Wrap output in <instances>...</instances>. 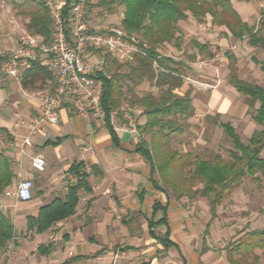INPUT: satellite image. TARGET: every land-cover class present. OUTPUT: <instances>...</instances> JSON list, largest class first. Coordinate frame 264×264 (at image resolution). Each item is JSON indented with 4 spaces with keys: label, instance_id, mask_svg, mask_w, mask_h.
Instances as JSON below:
<instances>
[{
    "label": "crops",
    "instance_id": "0c3cea01",
    "mask_svg": "<svg viewBox=\"0 0 264 264\" xmlns=\"http://www.w3.org/2000/svg\"><path fill=\"white\" fill-rule=\"evenodd\" d=\"M64 1L60 0L61 3ZM237 12L250 27L258 25L259 22L251 25L239 10ZM263 13L264 7L261 17ZM110 18H114V15H110ZM123 18L124 13L122 21ZM190 21L189 16L179 24ZM222 31L223 38L219 45L225 47L233 36L227 28ZM244 40H247L245 47L257 49L249 45L247 37L238 41ZM12 43L13 39L6 45L5 40L0 39V56L6 55L1 53L3 47L8 51L12 49ZM174 47L176 51L179 50L176 45ZM98 57L94 54L90 59L95 62ZM257 60L252 58L259 65ZM258 61L263 62L264 59ZM227 68L229 71V61ZM259 69L258 86L264 88L261 65ZM229 72L225 77L229 78ZM193 106L197 115L200 108L195 101ZM217 109L222 118H228L222 123H231L239 134L234 118H245L247 109L241 104L234 105V100L216 93L202 111L213 113ZM38 113L39 105L33 89L25 88L22 82L3 75L0 70V129L5 131L0 135V152L11 159L16 176L12 186L16 180L30 179L34 182L33 192L36 194V198L29 202L11 205L6 195L11 186L7 187L0 197V209L15 226L14 239L24 231L35 232V243L39 245L32 257V264H41L36 260L39 256L51 262L43 264H65L76 258L71 264H96V260L101 261L111 251L127 255L125 261L119 260L117 264H229L226 251L229 244H222L230 235L229 228L220 218H213L211 205H207L205 200L184 202L156 188L154 181L157 180L150 162L137 152L141 142L137 134L127 129L118 131L116 143L106 124L95 118L80 117L70 108L59 111L58 124H46L32 134L29 126ZM144 122L145 118L142 117L139 125ZM246 126L251 131L247 141L256 130L263 128L256 122L252 127ZM25 137L31 138V145L24 144ZM38 156L46 160L44 172L32 167L33 159ZM74 191L76 205L73 215L54 222L44 233H38L37 228L28 230V217L37 218L43 208L57 200L61 201V206H69L68 203L73 202ZM157 203L160 207L155 209ZM23 204H27V208L21 206ZM263 210L260 209L254 220H248L252 221V229L247 232L264 229ZM199 211H202L200 216ZM165 217L167 221L162 223ZM59 228L64 237L63 248L70 251L66 258L59 251L57 254L51 252L53 241H49V234ZM167 233L174 245L164 251L158 237ZM112 243L114 246L110 251L107 246ZM42 246L44 252L40 251ZM53 255L64 261L55 263ZM259 261H262V257ZM98 263L105 264L104 260Z\"/></svg>",
    "mask_w": 264,
    "mask_h": 264
},
{
    "label": "trees",
    "instance_id": "16d2710c",
    "mask_svg": "<svg viewBox=\"0 0 264 264\" xmlns=\"http://www.w3.org/2000/svg\"><path fill=\"white\" fill-rule=\"evenodd\" d=\"M70 0H68L69 2ZM251 2L253 0H245ZM109 12L115 6L124 7L122 26L129 35H139L142 42L148 44L147 56L135 54L134 60L121 63L108 56V62L115 68L110 78L101 76L104 82L103 106L106 110V126L114 141L118 143L116 130L110 122L111 111L121 108L124 101L132 106L143 109L142 117L145 122L138 126L143 135L150 136V144L142 140L137 147L151 164L154 175L161 177V185L154 181L157 189L166 193L168 188L179 198L187 197L194 200L199 195L211 200L213 218L217 216V208L230 196L233 191L242 186L246 177L257 178L264 172V88L251 84L240 78L237 58L233 54L229 59V83L241 94L248 97L251 106L259 103L254 120L263 128L256 130L248 143H245L231 123H220L226 135L231 139L234 150L232 160L228 162L220 154H214L205 160L191 152H180L172 147V137L182 133L183 126L180 118H190L195 114V108L190 95H180L177 91L184 84L185 64L165 57L159 52L160 47L175 44L180 47L181 37L177 36L178 24L188 19L191 14L197 21L202 22L211 16L215 26L226 27L235 39L248 38L252 47L264 48V13L257 26L250 27L242 20L231 0H111L102 5ZM18 15L29 18L26 29L29 33L42 36L49 40L52 20L48 8L38 0H27L15 4ZM67 9L64 10L66 13ZM92 11V10H90ZM201 54L214 57L208 51L207 44L195 43ZM5 56H0L3 62ZM264 72V61H256ZM126 68V71L121 70ZM53 75L46 69L33 68L22 77L25 88H34L37 83H49ZM128 80L129 84H125ZM144 81L157 86L162 91L159 95L145 93L139 96L135 93L137 86ZM126 88V90H125ZM5 131L0 129V135ZM15 174L12 162L3 152H0V197L7 187L13 185ZM197 183L203 188H196ZM69 206H61L57 200L43 208L37 218L28 217V230L38 233L47 231L54 222L63 220L75 213L76 197ZM71 198V197H70ZM159 203L155 205L158 209ZM264 212V210H263ZM166 217L162 223H166ZM16 233L12 220L0 209V253L8 248ZM159 242L167 251L174 244L169 239V233L158 237ZM260 249L264 253V229L244 233L239 240L227 248L229 264H256L259 257L255 253ZM44 252L45 248L40 247ZM77 259V258H76ZM72 259L65 264H71ZM150 264V263H142Z\"/></svg>",
    "mask_w": 264,
    "mask_h": 264
},
{
    "label": "rangeland",
    "instance_id": "374dc122",
    "mask_svg": "<svg viewBox=\"0 0 264 264\" xmlns=\"http://www.w3.org/2000/svg\"><path fill=\"white\" fill-rule=\"evenodd\" d=\"M25 1L27 0H0V39L5 40V45L6 42H10V40L13 39L11 48L15 47L23 35L26 33L31 34L26 29V26L29 23V18L18 15L17 9L15 8V4ZM231 2L233 3L234 8L239 10L251 25H255L259 22L261 10L264 7V0H254L249 3H246L244 0H231ZM114 8V11L112 13L110 12V15H114V18H108V23L112 27L123 29L121 22L125 9L123 6H115ZM97 12L98 9L95 8H90L88 10V18L92 23H95L94 15H96L95 13ZM189 16L191 21L180 23L178 27L177 36L181 37L179 50L176 51L174 47L175 44H167L164 47L159 48V52L163 56L185 64V67L183 68L184 84L177 93L182 96L190 95L192 103L195 101L196 105L200 108V112L197 115V112H195V114L188 119H179L180 124L183 126V131L182 133H175L173 135L172 147L182 153H194L205 160L210 159L214 154H220L230 162L232 160L231 151L234 150V146L231 139L219 125L223 121H227L228 118H222L218 109L213 113H204L202 110L206 108L208 101L216 93L222 94L224 98L226 97L234 100V105L241 104V106H244V108L247 109L245 118L240 119L241 116L239 118H234V125L240 131L239 135L242 140L245 143H248L247 136H249L251 131H248V126H246V124L251 127L255 124L253 118L256 115V111L260 104L256 103L254 106H251L249 104V98L239 93L229 83V78L225 77L226 73L229 72L227 71L229 61L228 54H235L237 57L240 78L251 84L258 85L260 82V78H258L260 69L259 65H256L252 61V58L258 60L264 59V48L257 47V49H248L247 46L245 47V45H247V40L238 41L233 37H230L228 44L225 47H220L219 42L221 38H223L222 30L226 27L213 25L211 16H207L202 22L197 21L191 14H189ZM133 36L142 41L139 35ZM196 42L207 44L208 51H211L214 54V57L210 58L207 54H201L199 49L195 46ZM1 51L3 55L8 52L5 47H3ZM114 70L115 68L109 63V74L112 75ZM121 71H126V68H123ZM21 82L22 81L19 83ZM125 84H129V81L126 80ZM48 86L49 83L47 82L37 83L32 89L34 93H37L39 90L45 89ZM161 91L160 88L147 81H144L135 89V93L139 96H143L145 93L159 95ZM124 109H131L130 117L133 126L137 129L138 137L141 141L145 140L150 144V136L141 134L138 129L143 109L139 106H132L128 101H124L121 108L118 110L122 111ZM118 118L119 120L117 123L120 126L124 127L127 125L129 128L133 127L130 126L128 121H126L122 113L119 114ZM257 177L259 179L249 176L246 177L242 186L233 191V193L228 196L220 206H218L216 217L220 218L224 226L228 227L230 230L229 237L224 239L222 243L224 246L228 244V246H232L245 232L252 229L250 226L252 221L249 222L248 220H251L252 218L254 220V217H258L260 209L264 208V172L259 173ZM155 178L161 185V177L158 173L155 174ZM16 181L17 182L14 186L10 187L13 192L16 191L17 185L20 182L19 180ZM197 184L196 188H203L202 184ZM168 190L170 195L176 199L183 200L184 202H196L202 199L210 206L211 200L214 198V195L209 198L199 195L194 200H190L187 197L179 198L173 194L171 189L168 188ZM8 198L11 205H19V201L15 198V195ZM34 198H36L35 193ZM21 206L27 208V204ZM201 214L202 211L198 215L200 216ZM18 228L21 227L19 226ZM49 236V241H53V249H51V252L57 254L59 251L64 255V258H66L65 256H69L70 251L66 247L63 248L64 237L60 232V228L51 231ZM36 239L37 236L35 235V232L30 233L24 231L17 234L16 238L9 243L8 248L0 253V264H32L31 260L34 259L32 257L36 254V247L39 245L38 243H35L37 242ZM32 243H35L36 245H33ZM113 246L112 243L107 247L110 250ZM255 253L259 259L262 257V261L258 260L256 264H264L263 251L257 249ZM106 255L107 256L102 258L101 261L96 260V264H99L98 262H103V260L105 264H117V261H125L127 259V255L122 252L116 253L111 251L110 254ZM52 257L55 263L64 261V259H58L57 257H54V255ZM36 260L41 264L51 263L48 262L49 260H47L46 257L42 256H39Z\"/></svg>",
    "mask_w": 264,
    "mask_h": 264
},
{
    "label": "built area",
    "instance_id": "2783aa9c",
    "mask_svg": "<svg viewBox=\"0 0 264 264\" xmlns=\"http://www.w3.org/2000/svg\"><path fill=\"white\" fill-rule=\"evenodd\" d=\"M38 1L43 2L50 12L52 26L49 40L26 33L6 53L0 67L3 75L18 82L36 67L46 69L53 75L49 86L35 93L39 113L29 126L30 132L37 133L46 124H58L62 108H70L80 117L95 118L106 124L101 76L111 77L108 56L121 63H129L134 60L135 54L147 56L148 44L129 35L124 28L110 26L107 20L110 12L102 5L111 0ZM90 8L98 9L94 15L95 23L88 18ZM94 54L99 57L92 62L90 58ZM130 111L113 109L110 122L116 132L127 129L138 135ZM120 113L133 127L127 128L117 123ZM24 144L31 145V138L25 137ZM46 165L43 156L32 161V167L39 172H44ZM33 189L32 180L22 179L16 191L10 189L6 195H15L19 202H29L34 197Z\"/></svg>",
    "mask_w": 264,
    "mask_h": 264
}]
</instances>
